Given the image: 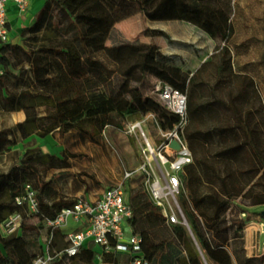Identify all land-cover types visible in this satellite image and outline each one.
<instances>
[{
	"label": "trees",
	"instance_id": "obj_1",
	"mask_svg": "<svg viewBox=\"0 0 264 264\" xmlns=\"http://www.w3.org/2000/svg\"><path fill=\"white\" fill-rule=\"evenodd\" d=\"M95 7L99 13L93 12ZM230 10L229 0H48L34 22L22 29V45L0 41V54L10 53L28 66L32 80L31 86L22 87L7 71L0 72V113L23 110L42 134L57 141L71 135L96 143L106 127L121 130V125L118 90L110 83L114 70L94 52L100 51L108 60L134 58L122 72L123 80L151 66L176 71L195 109L206 113L216 137L186 165L184 188L178 195L199 249L216 264H264V253L246 254L242 235L250 208L264 206V97L253 77L235 70ZM135 13L150 21H187L220 43L191 75L170 64L153 41L87 45L104 36L100 21L105 16L118 21ZM148 32L151 36L164 33ZM7 132L0 131L2 149L14 142L6 140ZM63 143V158H75L77 153L67 152ZM13 170L0 178L9 177ZM127 180L126 200L132 211L128 225L140 236L148 264H199L196 253L178 245L170 233L173 230L166 226L160 207L145 191L144 177L133 175ZM22 215L19 234L0 231V264H29L36 255L34 242L23 229L27 214ZM95 254L89 243L76 256L56 258L52 264L78 257L83 264H95ZM127 257L106 254L103 264H122Z\"/></svg>",
	"mask_w": 264,
	"mask_h": 264
},
{
	"label": "rangeland",
	"instance_id": "obj_2",
	"mask_svg": "<svg viewBox=\"0 0 264 264\" xmlns=\"http://www.w3.org/2000/svg\"><path fill=\"white\" fill-rule=\"evenodd\" d=\"M229 1L231 7L229 19L234 29L230 49L235 70L253 77L260 86L264 97V0ZM93 12L99 13V8L95 7ZM100 28L104 36L91 39L87 43L88 46L95 41H103L108 45L121 42L153 41L159 50L166 55L170 64L177 66L182 72L189 75L203 63L208 55L215 52L217 45L220 43L219 40L211 38L204 31L187 21H150L144 19L139 13L118 21L110 20L105 16L100 21ZM153 29L164 33L155 32V35L151 36L148 30ZM93 54L95 57L103 59L105 64L114 70L115 74L110 83L118 90L116 96L119 100L117 121L121 125V130L106 127L96 143L89 140L82 141L71 135H67V138L65 136L59 137L57 142H64L67 152L77 153L75 158L65 157L64 162L53 156H44L37 149L27 150L23 154L20 163L24 167L21 170L22 173L15 171L14 176L2 178L0 184L3 190L0 193V218L17 210V207L13 204V197L23 194L20 185L25 182L36 190L40 206L46 215H51L55 209L68 205L72 199H62L51 203L50 206L43 203L46 200L42 186L45 181L42 177L45 176L47 171H57L58 167L69 166L70 170H67L65 175L74 176L78 181L91 183L94 187L96 186V189L103 190L105 187L122 180L117 174L118 166L121 167L123 173L124 170H131L140 165L142 162L141 145L144 142L140 136L139 127L129 131L131 124L138 121L144 133L150 137V141L157 145L159 143L157 139L158 131L166 129L173 121V117H169L168 112L152 92L153 87L157 84L172 85L186 94L187 122L184 134L192 153V159L194 155L205 151L215 143L216 137L211 130V125L207 123L206 113L201 109H195L193 100L189 98V93L186 90L185 81L179 73L151 66L145 73H136L132 78L123 80L120 76L134 62V58L124 57L108 60L103 58L100 51ZM6 71L20 86L28 87L32 85L28 66L21 65L18 59L14 58L8 62ZM26 124V127L30 128V124ZM1 144L0 141V148L2 149ZM49 149L50 151L53 150L52 148ZM4 174L2 173V176ZM128 182L126 179L122 183L125 195L129 187ZM81 197L85 198L84 196ZM180 209L178 224L176 226L166 224L169 229L173 230V232L170 230V233L178 245L184 249L189 246L196 253L199 264H216L202 255L181 204ZM20 211L22 214H27L23 229H25L29 239L34 242L36 254L40 253L42 251L41 246L39 244L38 247L37 244L39 241L44 243L49 228L41 219L31 216L24 207ZM261 212H264V206L250 208V221L244 225L242 230L244 248L246 244L248 246V248H245L247 255L259 256L264 253V216ZM252 221L259 222L263 232L253 234L251 237L247 234L250 233L247 226ZM76 226V223L70 221L65 228L56 229L53 234L54 247H62L65 244L66 233L78 230ZM98 249V246H94L95 251H98ZM63 264L83 263L78 257L74 262L65 259Z\"/></svg>",
	"mask_w": 264,
	"mask_h": 264
},
{
	"label": "built area",
	"instance_id": "obj_3",
	"mask_svg": "<svg viewBox=\"0 0 264 264\" xmlns=\"http://www.w3.org/2000/svg\"><path fill=\"white\" fill-rule=\"evenodd\" d=\"M29 2L30 0H0V41L8 40L7 5H14L19 14H24ZM152 92L169 117H173V121L169 127L158 131L157 145L150 141L138 121L131 124L129 131L139 127L144 142L141 145L142 162L134 169L124 171L121 181L104 189L93 200L78 196L68 205L52 211L51 215L42 211L36 190L27 182L21 185L23 194L13 197L17 210L0 219V231L3 235L19 233L23 221L20 209L23 207L31 216L42 220L49 228V234L42 251L29 264H52L56 258L76 256L80 247L89 243L99 248L94 258L99 264H103L104 255L121 253L128 255L122 264H148L141 252L140 236L129 231L128 219L132 211L122 186L124 180L135 174L144 177L147 195L154 205L160 207L165 223L170 226L179 222L181 209L178 195L180 189L184 188L185 167L193 160L184 134L187 97L183 91L169 84H157ZM173 141L177 146L172 144ZM182 217L184 218L183 215ZM70 221L86 225L66 233L65 244L55 248V230L65 228Z\"/></svg>",
	"mask_w": 264,
	"mask_h": 264
},
{
	"label": "crops",
	"instance_id": "obj_4",
	"mask_svg": "<svg viewBox=\"0 0 264 264\" xmlns=\"http://www.w3.org/2000/svg\"><path fill=\"white\" fill-rule=\"evenodd\" d=\"M46 1L48 0H30L27 11L24 14H19L14 5H7V42L11 44L22 45V29L29 27L34 22ZM14 58L16 57L11 55L10 53L0 54V72L6 71L7 63L13 60ZM0 118V131L7 130L8 132L5 134L6 140L9 141L13 139L14 141L12 144H9V142L6 143L3 149L1 150L0 173H7L10 168H13L14 170L10 173L9 177L14 176L15 171H18L21 174V170H23L24 167L20 163L22 161L23 154L27 150L33 151L37 149L44 156H53L59 161L64 162V158L62 159L63 156L61 155V150L63 148L62 144L57 142V140L52 135L42 134L36 128V125L32 119H26L23 110H15L4 114L0 113ZM26 123L30 124V128L26 127ZM18 125H21V127H18ZM21 133H23V135ZM44 146H47L48 148ZM49 148H52L53 150L50 151ZM67 170H70L69 166L58 167L57 171H47L45 176L42 177L45 181V183L42 185L45 193L44 198L46 201L43 202L45 205L50 206L51 203L57 202L62 199H72L73 201V199L78 196H84L88 200H93L95 196L98 197L103 192V190L107 188L105 187L103 190H100V188L96 189V186L94 187L91 183H80L77 179H75L74 176L69 177V175H65ZM123 173L121 167L118 166L117 174L119 178H123ZM1 182L2 179L0 178V184ZM1 192H3V190L0 186V193ZM2 218L3 217H1L0 219ZM252 223L256 224L257 227L256 229L252 230L250 233L247 234L251 237L253 234H257L258 232L261 234L260 231H262L263 229L259 222L252 221ZM85 225V223H78L76 228L79 229ZM129 231H131L130 228ZM20 232L21 229L19 233ZM39 244L42 250L45 241L44 243L42 241H39V243L37 244L38 247ZM245 248H248L247 244L245 245ZM94 262H96L95 259Z\"/></svg>",
	"mask_w": 264,
	"mask_h": 264
},
{
	"label": "bare ground",
	"instance_id": "obj_5",
	"mask_svg": "<svg viewBox=\"0 0 264 264\" xmlns=\"http://www.w3.org/2000/svg\"><path fill=\"white\" fill-rule=\"evenodd\" d=\"M133 123H135V122H133ZM257 226H256V224H254V223H250L248 226H247V229L248 230H250L249 232H251L254 228H256Z\"/></svg>",
	"mask_w": 264,
	"mask_h": 264
},
{
	"label": "water",
	"instance_id": "obj_6",
	"mask_svg": "<svg viewBox=\"0 0 264 264\" xmlns=\"http://www.w3.org/2000/svg\"><path fill=\"white\" fill-rule=\"evenodd\" d=\"M172 144L174 145V146H177V144L173 141L172 142ZM261 214L264 216V212H261Z\"/></svg>",
	"mask_w": 264,
	"mask_h": 264
}]
</instances>
